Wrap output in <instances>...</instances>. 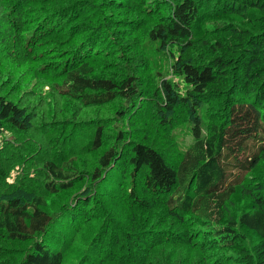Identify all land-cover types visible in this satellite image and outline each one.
<instances>
[{
  "label": "trees",
  "instance_id": "trees-1",
  "mask_svg": "<svg viewBox=\"0 0 264 264\" xmlns=\"http://www.w3.org/2000/svg\"><path fill=\"white\" fill-rule=\"evenodd\" d=\"M263 162L264 0H0V264H264Z\"/></svg>",
  "mask_w": 264,
  "mask_h": 264
},
{
  "label": "rangeland",
  "instance_id": "rangeland-1",
  "mask_svg": "<svg viewBox=\"0 0 264 264\" xmlns=\"http://www.w3.org/2000/svg\"><path fill=\"white\" fill-rule=\"evenodd\" d=\"M210 38H211V40H215L214 38V36H212V35H210ZM205 40H209L208 39V36H207V33H206V35H205V38H204ZM219 40V39H218ZM201 46L202 47H204V48H201ZM209 46V45H208ZM206 48H207V44H205V45H200V46H198V45H196L195 46V48H194V50H196L197 52H200V53H208V51H206ZM201 55V54H200ZM202 57H207V55L205 56V54L202 56ZM168 77H171L170 75L168 76ZM171 78H173L174 80H177V78H175V77H171ZM257 174L259 173H264V162H263V164L260 166V167H258L257 168V172H256ZM248 199V196L246 195V194H243V192H236L233 196H232V203H231V212L233 213V214H235V213H237L238 212V210H239V208H241V206L242 205H244V203H249V201L247 200ZM243 257V255H241V258H240V264H248V262H247V260H246V257H245V254H244V258H242Z\"/></svg>",
  "mask_w": 264,
  "mask_h": 264
},
{
  "label": "bare ground",
  "instance_id": "bare-ground-1",
  "mask_svg": "<svg viewBox=\"0 0 264 264\" xmlns=\"http://www.w3.org/2000/svg\"><path fill=\"white\" fill-rule=\"evenodd\" d=\"M248 169V168H247Z\"/></svg>",
  "mask_w": 264,
  "mask_h": 264
}]
</instances>
